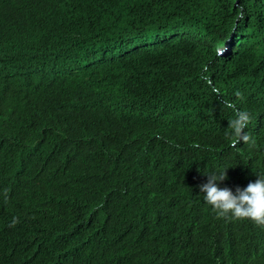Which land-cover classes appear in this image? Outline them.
<instances>
[{
	"label": "trees",
	"instance_id": "1",
	"mask_svg": "<svg viewBox=\"0 0 264 264\" xmlns=\"http://www.w3.org/2000/svg\"><path fill=\"white\" fill-rule=\"evenodd\" d=\"M219 168L264 173V0H0V264H264Z\"/></svg>",
	"mask_w": 264,
	"mask_h": 264
},
{
	"label": "clouds",
	"instance_id": "2",
	"mask_svg": "<svg viewBox=\"0 0 264 264\" xmlns=\"http://www.w3.org/2000/svg\"><path fill=\"white\" fill-rule=\"evenodd\" d=\"M220 95L222 94L218 93ZM220 103L223 109H231L233 113L224 133L230 146L235 148L241 141L249 147L254 146L255 140L245 132L251 122L250 113L238 109L226 98L221 99ZM206 175L207 181L198 187L203 201L211 206L218 219L250 220L257 226L264 227V173H257L258 178L244 188L237 186L235 192L229 187H220L228 179V168H219Z\"/></svg>",
	"mask_w": 264,
	"mask_h": 264
}]
</instances>
